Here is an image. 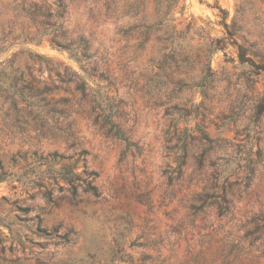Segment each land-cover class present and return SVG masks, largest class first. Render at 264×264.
<instances>
[{"label": "rangeland", "instance_id": "1", "mask_svg": "<svg viewBox=\"0 0 264 264\" xmlns=\"http://www.w3.org/2000/svg\"><path fill=\"white\" fill-rule=\"evenodd\" d=\"M61 1L0 0V264H221L227 240L242 246L232 264H264V0H177L169 22L168 0ZM206 35L222 48L204 51ZM63 36L87 42L80 61ZM72 161L96 172L97 196L71 193ZM221 169L230 213L193 217Z\"/></svg>", "mask_w": 264, "mask_h": 264}, {"label": "trees", "instance_id": "2", "mask_svg": "<svg viewBox=\"0 0 264 264\" xmlns=\"http://www.w3.org/2000/svg\"><path fill=\"white\" fill-rule=\"evenodd\" d=\"M142 3V0H139ZM177 0H168V5L166 6L165 10L162 12V19L161 21L169 22L172 20V15L170 13L171 5L175 4ZM161 0H155V5L157 11L160 10L159 4ZM62 1L60 0V6ZM174 26V25H172ZM181 37L179 32H174L171 35V40H177ZM65 42L55 41V45L59 46L60 48L64 47L69 51L71 57L75 58L77 61H80L79 52H81V56H85V52L87 50V42H82L81 39L77 43H74L73 40H66V36H63ZM39 38H32L30 41L39 42ZM67 41V42H66ZM201 48L207 52H213L217 49L222 48L221 40L219 38L211 37L210 35H206L203 38V43L201 44ZM38 57L41 55L37 54ZM238 58L241 65H244L249 72V74L255 73L256 69L259 68L256 63H254L249 57L246 56L245 49L239 46L238 51ZM203 72V78H207L212 74L209 59L202 65L201 68ZM1 71V69H0ZM85 73L86 70H85ZM88 75V73H87ZM79 87L83 92H85L89 86L84 79L81 78L79 83ZM93 104L95 108L99 110V117L102 120V123L105 124L109 131L117 138L123 140L126 145L132 144L128 137L126 136L125 132L120 128V126L113 121V116L110 110H107L106 107L102 106L103 100L100 97L92 98ZM264 110V103L263 101H259L256 105V112L259 113L260 111ZM198 131V141L203 144L207 145L208 148H204V151L212 150L216 146V139L212 138L208 132H206L203 128L197 127ZM185 150H187V145H185ZM203 155L198 159L199 165L201 166L203 163ZM77 160V159H76ZM181 163V162H180ZM77 162L72 161L68 163H61L60 165V174L61 179L65 180V183L69 185V189L71 193L75 194L78 191V188H81L84 192H89L95 196H97L98 190L97 187L93 184V180L96 176V172L93 170L88 171L86 169L85 164L83 165V171L77 172L76 169ZM12 175V173L7 174V172L2 171V167H0V182L6 180V176ZM86 175V176H85ZM213 182L211 186L201 193H198L194 199V202L189 205L190 214L193 217L198 216L199 214L204 213L207 208H215L216 215L218 217L227 215L230 213V200L227 197V190L229 188V176L227 174L224 175L223 169L217 171L213 176ZM251 232H247L245 237L250 235ZM228 237V236H227ZM242 252V246H240L237 242L233 240H227V242H222L218 252L216 253V258L220 259L221 264H232L234 263V259L238 257V255ZM146 258L143 257L142 260L144 261ZM197 261H203L204 264H216V260L214 258L210 260H200L199 255H196L192 260V263H196ZM160 264H163L161 262Z\"/></svg>", "mask_w": 264, "mask_h": 264}]
</instances>
